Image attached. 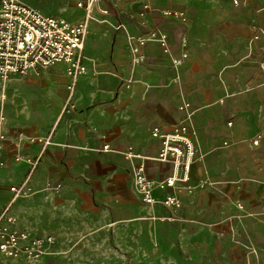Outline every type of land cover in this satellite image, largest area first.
I'll list each match as a JSON object with an SVG mask.
<instances>
[{
  "label": "crops",
  "instance_id": "0c3cea01",
  "mask_svg": "<svg viewBox=\"0 0 264 264\" xmlns=\"http://www.w3.org/2000/svg\"><path fill=\"white\" fill-rule=\"evenodd\" d=\"M73 1L65 6L82 18ZM149 1L138 17L145 4L151 20L140 26L111 32L89 23L82 54L88 70L72 92L61 64L12 77L0 90V211L8 209L16 229L56 243L32 264H212L216 256L231 263L240 247L215 236L247 232L254 213L264 230V0ZM164 9L183 12L187 21L164 19L158 14ZM153 29L168 37L167 52L148 40L143 61L132 66L129 39L147 38ZM182 53L186 58L173 66ZM54 69L62 72L58 83ZM110 74L131 80L130 87ZM65 103L74 106L67 114ZM184 103L199 156L187 180L154 193L158 201L180 199L173 213L140 201L132 163L121 152L132 148L145 157L148 178H169L172 166L155 160L160 141L150 131L179 124ZM47 137V146L26 141ZM26 159L36 160L33 170ZM12 187L22 193L15 197ZM0 264L27 263L0 255Z\"/></svg>",
  "mask_w": 264,
  "mask_h": 264
},
{
  "label": "built area",
  "instance_id": "2783aa9c",
  "mask_svg": "<svg viewBox=\"0 0 264 264\" xmlns=\"http://www.w3.org/2000/svg\"><path fill=\"white\" fill-rule=\"evenodd\" d=\"M99 0H85L76 4L83 11L82 18L77 22H69L62 17L45 16L35 8L26 5L21 0H0V83L3 91L6 82L12 77L23 78L30 74L39 76L44 70L56 65H64L70 84L67 87L72 92L78 79L87 74L83 65V49L92 14L97 10L106 15L105 10L100 11ZM236 4V2H233ZM150 10L148 5H142L139 17L143 18L145 11ZM158 14L164 19L186 22L183 12L175 10H160ZM167 36L153 29L147 38H130V56L132 66L143 61L140 50L148 40L157 43L163 52H167ZM185 44V41L182 43ZM182 53L180 58L172 60L173 66H179L186 58ZM131 80L124 82V87L129 88ZM3 98V97H2ZM187 103L179 106L178 111L184 119L174 125L169 132H162L153 127L150 135L160 141V151L156 161L171 164L173 172L169 178L156 181L148 178L145 173V161L142 155L137 154L132 148L121 152L122 157L132 163V185L140 201L147 206L160 203L171 212H180L182 203L177 196L166 195L161 201L154 197L156 191L171 188L176 180H187L190 165L199 156L196 144V131L187 123L191 115ZM2 137L0 138V140ZM29 143H40L42 146L50 144V138H26ZM259 137L253 141L257 146ZM1 148V147H0ZM103 152L110 151L108 145L102 146ZM19 161V158L15 159ZM31 170L36 166V160L26 159ZM0 167H3L0 161ZM58 188V187H57ZM15 197L22 193L23 187L10 188ZM15 220L8 214V209L0 211V255L8 259L23 260L32 264L41 261L44 256L51 253L55 240L52 236L33 237L14 227Z\"/></svg>",
  "mask_w": 264,
  "mask_h": 264
},
{
  "label": "rangeland",
  "instance_id": "374dc122",
  "mask_svg": "<svg viewBox=\"0 0 264 264\" xmlns=\"http://www.w3.org/2000/svg\"><path fill=\"white\" fill-rule=\"evenodd\" d=\"M26 5L39 9L44 14H48L54 17H64L71 21L76 18H81V14L79 10H73L68 6H65L67 0H21ZM85 0H74L73 4L69 6L74 7L76 3L83 2ZM142 2H146V4L151 5L149 0H141ZM142 2H137L133 0H127L126 2L119 3L118 6L113 5L111 0H99L98 7L100 11L105 10L107 14L104 15L94 10L92 14V21L97 25H106L108 29L112 31H117L122 29L124 25H133V24H143L142 22H150V16L148 17H138V10L142 4ZM152 6V5H151ZM105 8V9H104ZM153 8V7H152ZM148 12V11H147ZM146 14V13H145ZM144 14V16H145ZM148 14V13H147ZM147 16V15H146ZM146 18V19H145ZM76 19V20H77ZM109 32V31H108ZM102 43H99L98 46H101ZM93 75L98 76V72L93 71ZM90 73V72H89ZM88 73V74H89ZM112 75V74H110ZM118 79V83H120L121 88L123 87L125 90L127 88L124 87V82L126 78H118L117 75H112ZM62 78V72L59 69H54L52 73V80L57 82ZM3 84L0 83V90ZM2 91V90H1ZM8 92V87H7ZM1 93V92H0ZM118 94V92H116ZM1 102V101H0ZM73 103H65L63 106L64 114H67L71 109H74ZM1 103H0V118H1ZM1 120V119H0ZM255 124H251L254 126ZM260 147V145H259ZM261 214L254 213L249 214L247 217L249 219L247 232L243 229H238V232H231L230 234H223L220 232L215 237L219 239H223L226 236L229 238V242L233 245H237L240 247V250L237 254H235L236 260L231 261V263L227 262L226 257H215L212 264H264V230H262V221ZM241 220V218L237 219V221ZM231 231V230H230ZM232 252H226L225 256H231ZM232 258H228L231 260ZM227 262V263H226ZM29 264V263H27Z\"/></svg>",
  "mask_w": 264,
  "mask_h": 264
}]
</instances>
